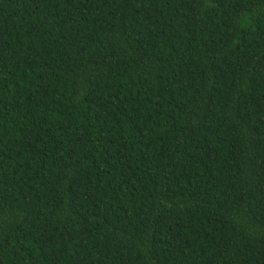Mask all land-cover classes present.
Listing matches in <instances>:
<instances>
[{"label": "trees", "instance_id": "obj_1", "mask_svg": "<svg viewBox=\"0 0 264 264\" xmlns=\"http://www.w3.org/2000/svg\"><path fill=\"white\" fill-rule=\"evenodd\" d=\"M0 264H264V0H0Z\"/></svg>", "mask_w": 264, "mask_h": 264}]
</instances>
